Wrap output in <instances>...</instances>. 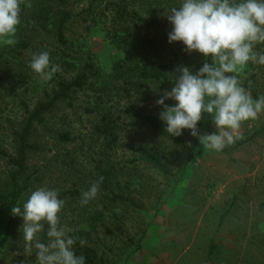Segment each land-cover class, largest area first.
<instances>
[{"label":"rangeland","instance_id":"374dc122","mask_svg":"<svg viewBox=\"0 0 264 264\" xmlns=\"http://www.w3.org/2000/svg\"><path fill=\"white\" fill-rule=\"evenodd\" d=\"M182 0H68L66 44L58 42L56 26L60 12L57 0H31L26 15L13 38L14 45L0 40V188L5 190L16 155V134L29 114L46 100L59 81H71L88 62L100 70L83 90L59 102L34 126L28 155L27 176L30 194L38 188L55 189L65 201L60 213L61 226L74 229L68 235L86 240L108 264H264V111L254 120L242 123L236 133L240 139L222 151L206 148L189 130L182 131L187 147L182 148L157 135L125 112L136 107L146 116L160 119L162 106L156 101L165 91L147 82L127 96L106 79L113 66L126 55L112 44L123 37L117 24L120 8L128 14L150 19H167L172 7ZM165 14V15H164ZM133 37L149 39L147 61L156 67L167 65L175 78L176 69L189 67L195 74L204 57L184 51L179 42L169 43L168 29L145 31L127 23ZM48 52L50 64L60 66L50 78L30 67L34 54ZM255 51L264 54V44ZM68 63L74 65L68 66ZM66 63V64H64ZM242 86L253 99L264 96V65L249 63L239 72ZM105 81L112 109L119 123L118 144L107 150L104 140L94 133L99 93ZM136 82L135 85H137ZM94 85V87H92ZM169 106L175 101L166 100ZM165 124V123H164ZM200 135L217 132L212 117L204 115L198 123ZM69 133L73 141L60 139ZM147 146L163 160L168 173L144 161L133 146ZM105 161L113 170L111 184L117 193L134 198L142 209L113 204L112 195L103 191L81 206L82 193L97 179V165ZM92 218L96 228L91 229ZM23 219L15 218L9 245L0 254V264H38L35 249L24 251ZM7 221H5V225ZM44 232L40 233L41 240Z\"/></svg>","mask_w":264,"mask_h":264},{"label":"clouds","instance_id":"9594fccd","mask_svg":"<svg viewBox=\"0 0 264 264\" xmlns=\"http://www.w3.org/2000/svg\"><path fill=\"white\" fill-rule=\"evenodd\" d=\"M22 5L32 6L30 0H0V40L4 44L16 43L13 38L21 23ZM165 16L172 25L169 43H182L186 53L197 52L211 63L205 62L195 74L186 66L176 69L171 90L156 101L163 108L160 119L171 136L179 137L187 129L206 148L222 151L241 138L236 133L243 122L264 111V96L253 99L238 78L250 62L264 65V54L255 51L258 44H264V0H182ZM29 67L49 78L61 70L50 64L46 51L34 54ZM166 100L175 105H167ZM205 114L212 117L216 133L200 135L197 126ZM103 179L99 177L82 193L81 206L97 198ZM64 206L58 190L41 187L22 208H11L12 215L24 221V251L31 255L35 249L38 264H85V257L74 251L77 238L68 235L75 230L61 226ZM45 224L47 244L40 237ZM79 243L83 247L87 241L80 239Z\"/></svg>","mask_w":264,"mask_h":264},{"label":"trees","instance_id":"16d2710c","mask_svg":"<svg viewBox=\"0 0 264 264\" xmlns=\"http://www.w3.org/2000/svg\"><path fill=\"white\" fill-rule=\"evenodd\" d=\"M57 1L59 2L60 12L58 14L56 34L58 42L65 45L67 22L71 15L66 10L68 0ZM236 2H239V0H236ZM21 7L22 12L20 19L22 20L26 15V7L23 5ZM116 14L117 24H120L121 26L123 37L112 39V44L121 50L126 55V58L124 61H119L114 64L112 73L105 76L106 79H110L112 83L116 84L123 81L122 86L119 85V87L115 88L118 91L122 90L127 96L131 95L134 86H137L136 90L139 92L147 82L157 84L170 91L175 83V78L170 75L169 67L167 65L156 67L147 61L146 55H148V52L146 46L151 45V41L149 39H138L137 37H133L131 28L127 23L132 22L135 24L136 28L145 31H151L153 29L172 30V25L167 19H160L156 16L150 19H145L138 17L136 14H128L123 8L118 9ZM67 64L70 67L74 66L68 62ZM99 75L100 70L94 65V63L88 62L82 72L71 81H59L57 87L53 89L50 94L46 95V100L40 102L29 114L24 126L16 134V155L10 157V164L13 169L9 175L7 188L5 190L0 188V254L3 253L5 248L9 245L12 231L15 228L16 216L12 215L11 208L13 206L21 205L23 198L29 192L31 187L27 176V170L28 155L35 150V147L31 144L34 126L43 123L45 115L51 112L59 102L69 100L71 94L83 90L91 78H98ZM136 82H138L137 85H135ZM92 87H94V85ZM97 91L99 93L97 107L88 108L87 112L90 114H98L100 120L94 125V133L104 140L107 150H113L118 144L119 123L116 114L113 113L112 109L106 108V102L104 101V96L109 97L111 91V89H109V83L105 81L104 85ZM125 112L133 119V121L139 122L141 127H149L160 137L169 140L182 148L187 147L183 137L171 136L166 132V125L161 119L153 116H146L133 106L127 107ZM59 137L65 141H73L69 133L60 134ZM132 149L144 161L152 164L161 172L168 173L163 160L156 152L151 151L144 145L133 146ZM96 168V180H98L99 177L104 178L100 188L112 195L111 202L113 204L122 203L137 210L142 209V206L131 196L116 192L110 183L113 170L107 169L105 161H99ZM92 220L90 228L94 229L96 226L93 222H97L98 219L92 218ZM5 221H7L6 225ZM46 232L47 225L45 224L42 239V242L45 244L48 243ZM74 251L76 255H83L85 257V264H108L107 261L99 256L96 249L87 244L82 247L80 243H78Z\"/></svg>","mask_w":264,"mask_h":264}]
</instances>
